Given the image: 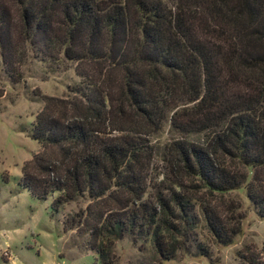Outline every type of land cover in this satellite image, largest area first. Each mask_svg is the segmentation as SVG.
Listing matches in <instances>:
<instances>
[{"label":"trees","instance_id":"obj_1","mask_svg":"<svg viewBox=\"0 0 264 264\" xmlns=\"http://www.w3.org/2000/svg\"><path fill=\"white\" fill-rule=\"evenodd\" d=\"M26 52L72 61L80 82L64 99L40 96L29 136L41 150L19 185L36 199L56 193L52 211L85 195L82 216L62 223L83 226L99 262L123 234L149 239L162 260L176 238L189 240L190 194L140 201L143 136L165 120L179 138L175 168L207 191L243 185L264 219V0H0V67L11 82ZM199 133L202 143L184 138ZM201 215L222 245L239 230L212 206ZM244 262L264 264V244Z\"/></svg>","mask_w":264,"mask_h":264},{"label":"rangeland","instance_id":"obj_2","mask_svg":"<svg viewBox=\"0 0 264 264\" xmlns=\"http://www.w3.org/2000/svg\"><path fill=\"white\" fill-rule=\"evenodd\" d=\"M26 55L17 82L8 80L0 67V264H245V255L260 251L264 244V219L253 209L243 185L221 193L211 192L182 174L175 168V154L169 149L170 143L179 138L165 120L159 130L143 136L140 201L154 202L171 191L190 194L196 223L189 240L181 243L180 237L176 238L178 248L169 259L162 260L149 239L123 234L108 238L109 261L99 262L89 249L83 226L71 229L62 223L64 219L82 216L88 203L85 195L61 203L52 211L48 205L56 193L36 199L19 185L20 167L41 150L29 136L34 114L42 107L40 96L64 99L80 82L72 61L61 57L41 60L27 52ZM184 138L196 143L204 139L201 133ZM244 169L246 182L253 170ZM205 204L230 224H237L238 232L226 245L208 232L201 215Z\"/></svg>","mask_w":264,"mask_h":264}]
</instances>
